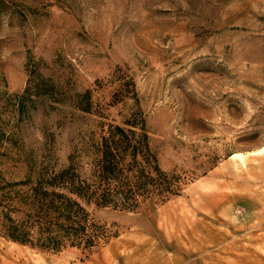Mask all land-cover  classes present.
Returning a JSON list of instances; mask_svg holds the SVG:
<instances>
[{"label": "rangeland", "instance_id": "1", "mask_svg": "<svg viewBox=\"0 0 264 264\" xmlns=\"http://www.w3.org/2000/svg\"><path fill=\"white\" fill-rule=\"evenodd\" d=\"M135 108L181 192L90 206L88 254L0 236V264H264V0H0L3 178L57 172Z\"/></svg>", "mask_w": 264, "mask_h": 264}, {"label": "trees", "instance_id": "2", "mask_svg": "<svg viewBox=\"0 0 264 264\" xmlns=\"http://www.w3.org/2000/svg\"><path fill=\"white\" fill-rule=\"evenodd\" d=\"M82 96L78 109L92 114L89 93ZM79 134L75 153L57 172L20 179L0 174L2 238L41 251L73 247L88 254L106 240L103 228L90 218V206L134 212L181 192L183 178L159 167L139 108L119 123L98 121Z\"/></svg>", "mask_w": 264, "mask_h": 264}]
</instances>
